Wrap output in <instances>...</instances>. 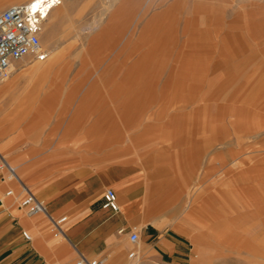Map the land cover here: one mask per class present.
<instances>
[{"label":"rangeland","instance_id":"rangeland-1","mask_svg":"<svg viewBox=\"0 0 264 264\" xmlns=\"http://www.w3.org/2000/svg\"><path fill=\"white\" fill-rule=\"evenodd\" d=\"M40 38L47 59L18 73L56 61L23 75L30 101L64 115L47 124L82 161L150 170L175 264H264V0H62Z\"/></svg>","mask_w":264,"mask_h":264},{"label":"crops","instance_id":"crops-1","mask_svg":"<svg viewBox=\"0 0 264 264\" xmlns=\"http://www.w3.org/2000/svg\"><path fill=\"white\" fill-rule=\"evenodd\" d=\"M18 1L33 0H0V14ZM55 61L19 73L17 62L12 80L0 83V161L5 159L17 175L12 179L0 171V264H76L82 256L102 264L184 261L186 243L171 235L169 227L155 226L160 220L148 199L154 180L150 170L133 158L82 161L63 147L54 125L47 124L67 121L64 115L49 113L50 105L39 94L30 101L23 75H50ZM43 95L44 101L55 99L58 89ZM70 120L80 121L81 116ZM261 172L264 175V167ZM107 189L117 194V212L105 207ZM30 193L43 202L45 212L30 215L21 206ZM63 217L62 233L56 235L53 221ZM133 232L145 240L143 247L131 242ZM132 252L135 256L130 257Z\"/></svg>","mask_w":264,"mask_h":264},{"label":"built area","instance_id":"built-area-1","mask_svg":"<svg viewBox=\"0 0 264 264\" xmlns=\"http://www.w3.org/2000/svg\"><path fill=\"white\" fill-rule=\"evenodd\" d=\"M55 2L57 0H33L25 4L13 5L0 14V83L9 78L14 64L24 58L32 56L37 61L47 59L48 53L42 47L40 36L47 14L46 5ZM2 170L7 171L9 178L17 177L15 169L3 158L0 161V171ZM104 202L105 207L111 211H119L117 194L113 189L105 191ZM21 206L26 208L30 215L46 211L43 202L37 200L31 193L22 201ZM65 221V217L53 221L56 235L62 233L61 224ZM23 236L26 240L31 239L26 232ZM130 240L132 243H139V233L133 232ZM133 256L135 252L130 255ZM76 264H102V262L82 256Z\"/></svg>","mask_w":264,"mask_h":264},{"label":"bare ground","instance_id":"bare-ground-1","mask_svg":"<svg viewBox=\"0 0 264 264\" xmlns=\"http://www.w3.org/2000/svg\"><path fill=\"white\" fill-rule=\"evenodd\" d=\"M61 1L62 0H57V2H55V3H51V4H48V5H46V7H47V14H46V17H47V15L49 14V13H51L57 6H58V4H60L61 3ZM112 1V0H111ZM112 4V3H111ZM112 7V6H111ZM130 255H131V253H130Z\"/></svg>","mask_w":264,"mask_h":264}]
</instances>
